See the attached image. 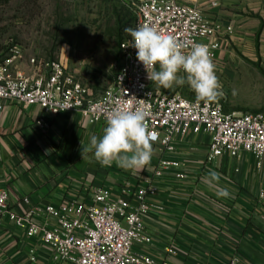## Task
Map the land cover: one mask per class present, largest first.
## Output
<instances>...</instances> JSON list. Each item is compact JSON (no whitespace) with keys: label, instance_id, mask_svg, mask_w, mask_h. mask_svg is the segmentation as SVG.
Returning <instances> with one entry per match:
<instances>
[{"label":"crops","instance_id":"obj_1","mask_svg":"<svg viewBox=\"0 0 264 264\" xmlns=\"http://www.w3.org/2000/svg\"><path fill=\"white\" fill-rule=\"evenodd\" d=\"M179 2L198 8L222 29H231L220 38L215 59H264V0ZM0 105V191L9 203L0 216V264H58L38 237H25L16 219L34 207L87 203L98 187L108 191L111 200L124 197L134 205L133 193L145 186L165 157L180 162L186 179L176 180L171 174L153 179L157 192L143 217L150 254L163 258L166 249H173L169 264H264V197L257 198L264 190V174L254 170L250 155H226L208 165V137L189 134L176 142L171 154L153 145L151 162L142 171L124 170L115 163L105 167L83 151L92 135H102L101 125H89L76 113H62L51 118L42 133L35 126L38 107ZM210 169L221 174L219 187L228 189V198L218 197L217 189L207 185ZM32 222L53 225L44 215Z\"/></svg>","mask_w":264,"mask_h":264},{"label":"built area","instance_id":"obj_2","mask_svg":"<svg viewBox=\"0 0 264 264\" xmlns=\"http://www.w3.org/2000/svg\"><path fill=\"white\" fill-rule=\"evenodd\" d=\"M141 26H151L171 36L184 52L195 43L205 44L212 61L220 49V38L231 33L230 28L222 29L201 10L179 0H138L134 29ZM131 39L129 35L120 41V63L112 86L97 99L91 97L90 90L76 80L62 61L39 67L31 60V71L24 72L19 48L11 47L6 55H0V104L38 107L40 116L35 126L42 133L49 129L50 119L62 113H76L89 125L105 127L113 110L142 109L148 129L159 133L153 145H159L162 152L173 153L176 142L189 134H204L208 137L206 164L226 155L237 158L248 154L254 170L264 174V111L236 116L224 113L212 102L153 90V82L136 59ZM180 166L178 160L160 159L151 179L133 193L134 205L124 197L111 200L109 192L98 187L87 203L67 201L58 207H34L17 218L15 225L25 230L26 238L38 237L58 264H169L168 257L175 255L173 249H166L163 258L150 254L151 240L145 234L143 217L152 208L150 200L157 192L153 179L171 174L176 180H185ZM263 197L264 190H260L257 198ZM21 202L27 204L28 200ZM8 208V196L0 191V216ZM39 215L53 225L32 222Z\"/></svg>","mask_w":264,"mask_h":264},{"label":"rangeland","instance_id":"obj_3","mask_svg":"<svg viewBox=\"0 0 264 264\" xmlns=\"http://www.w3.org/2000/svg\"><path fill=\"white\" fill-rule=\"evenodd\" d=\"M136 1L0 0V55L18 47L26 72L31 60L39 67L62 61L93 99L100 98L112 86L120 63L118 45L129 36L125 29L133 27ZM213 63L222 95L212 103L236 116L264 111V59ZM152 89L197 98L187 84L163 88L153 82Z\"/></svg>","mask_w":264,"mask_h":264},{"label":"clouds","instance_id":"obj_4","mask_svg":"<svg viewBox=\"0 0 264 264\" xmlns=\"http://www.w3.org/2000/svg\"><path fill=\"white\" fill-rule=\"evenodd\" d=\"M125 32L131 36L136 59L151 82L163 88L187 84L198 99L206 102L216 101L222 95V85L207 45L195 43L184 52L174 38L151 26L129 27ZM145 120L142 109L113 110L102 135H92L83 151L92 153L101 166L111 167L115 163L124 170L142 171L151 162L153 143L159 136L158 132L148 129ZM220 179L221 174L211 169L205 178L210 188L217 189L218 197L228 198V189L219 187Z\"/></svg>","mask_w":264,"mask_h":264},{"label":"trees","instance_id":"obj_5","mask_svg":"<svg viewBox=\"0 0 264 264\" xmlns=\"http://www.w3.org/2000/svg\"><path fill=\"white\" fill-rule=\"evenodd\" d=\"M137 2H138V0L136 1V4H137ZM124 18H126V17H121V21L124 19ZM134 25H135V17H134V23H133V29H134ZM127 38V37H126ZM125 39V38H124ZM123 40V39H122ZM168 96H171V95H168ZM187 99V98H186ZM194 99H198V98H191V99H188V100H194Z\"/></svg>","mask_w":264,"mask_h":264}]
</instances>
